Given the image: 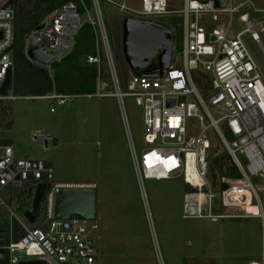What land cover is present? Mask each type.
Segmentation results:
<instances>
[{"label": "built area", "instance_id": "2783aa9c", "mask_svg": "<svg viewBox=\"0 0 264 264\" xmlns=\"http://www.w3.org/2000/svg\"><path fill=\"white\" fill-rule=\"evenodd\" d=\"M77 1L81 11L78 5L67 3L49 12L38 28L26 34L22 50L30 62H35L28 57L30 48L38 47L44 53L54 54L50 63L45 64L49 68L51 63L60 61L71 51L82 24H90L95 55L88 56L86 61L97 68L96 91L83 95H61L52 91L35 98L63 104L66 99L77 96H111L117 98L121 108L123 96L133 98L142 110L145 147L140 154L133 145L127 123L126 131L131 164L140 189L144 179L182 177L191 189L183 197L184 218L215 220L255 216L246 213L248 205L255 206L253 199L261 211L256 216L264 217L259 194L264 191V185L257 187L251 181L254 176L264 179V78L244 44L243 33L232 34V18L240 5L233 6L232 0H228L225 8H217L213 0H177L180 6L174 8L169 0H141L140 9L134 10L114 0H103L133 18L155 21L153 18L175 15L180 19L181 64L173 65L170 59L162 77L133 72L135 84L127 85V91L123 92L112 60L100 0H89L94 16L85 0ZM7 2L0 0V86L7 70L12 69L15 38L13 0L10 8L4 7ZM253 7L255 12L264 13V8ZM82 14L86 15L84 19ZM221 15H228L229 20L222 21ZM201 16H207L214 27L204 29L200 24ZM241 20L251 31L252 38L261 41L248 14L242 15ZM258 25L264 32V21ZM5 98L0 94V99ZM209 107L216 108V118ZM50 110H53L52 102ZM189 119L197 123L195 130ZM209 128L219 137L242 175L239 179H218L216 190L208 176L210 142L206 131ZM26 183H32L33 190L40 183L46 185L41 198L43 212L40 202L39 215L33 223L24 214L16 216L11 204L14 190ZM224 183L229 184L227 189L222 188ZM95 188L96 183L92 181L53 180V169L45 161L16 157L11 144L0 143V210L8 213L4 242L0 245L4 249L3 264H19L20 261L94 264L97 240L94 220L74 215L56 218L53 210L55 196L60 190ZM217 206L219 213L214 214ZM228 209L237 210V213H227ZM27 210L31 211V207ZM16 250L23 253H15ZM249 264H264V256L261 263Z\"/></svg>", "mask_w": 264, "mask_h": 264}, {"label": "rangeland", "instance_id": "374dc122", "mask_svg": "<svg viewBox=\"0 0 264 264\" xmlns=\"http://www.w3.org/2000/svg\"><path fill=\"white\" fill-rule=\"evenodd\" d=\"M114 1L134 10L141 6V0ZM99 3L118 81L121 90L126 92L127 85L135 84V75L122 52L121 25L124 18L132 15L103 0ZM231 3L233 6L240 5L232 18V34L243 33L244 44L264 78V32L258 25L264 21V13L255 12L253 7L264 8V0H232ZM169 4L174 8L180 6L177 0H169ZM89 9L94 16L91 7ZM244 14H248V20L255 26L261 41L252 38L251 31L241 20ZM85 17L82 14V19ZM153 19L172 31L174 44L171 62L179 66L182 38L179 17L169 15ZM221 19L228 21L229 16L221 15ZM200 24L204 29L214 27L207 16L200 17ZM101 57L104 60L103 54ZM32 63L50 69L45 64ZM102 70L105 72L103 62ZM12 95L11 88L7 91V97L0 99V141L7 140L13 146L16 157L45 161L53 169V180L96 183L94 222L97 224V240L94 264L262 262L264 217L256 216L261 212L256 200L252 201L255 206L246 208V213L255 216L215 220L184 218L183 197L191 189L182 177L144 179L142 189L139 188L131 164L126 131L127 123L133 145L140 154L145 147L142 110L133 98L123 96L121 108L117 98L111 96H77L57 104V100ZM215 110L209 107L214 118L218 116ZM189 121L195 130L197 123L193 119ZM41 135L50 136L47 147L43 139L35 138ZM206 135L210 142L207 152L210 166L208 176L216 190L219 177L212 160L228 152L213 129L209 128ZM243 163L246 164L245 159ZM251 181L257 187L264 185L261 177H251ZM28 184L13 192L11 204L18 217H22L24 211L31 207L33 190H29ZM259 194L264 211V191ZM215 204H218V196ZM40 209L43 212V202ZM226 212L237 213V210L228 209ZM218 213L217 206L214 214ZM0 219V227L6 228L8 213L0 210Z\"/></svg>", "mask_w": 264, "mask_h": 264}, {"label": "trees", "instance_id": "16d2710c", "mask_svg": "<svg viewBox=\"0 0 264 264\" xmlns=\"http://www.w3.org/2000/svg\"><path fill=\"white\" fill-rule=\"evenodd\" d=\"M85 2L88 7L91 6L89 0ZM67 3L78 5L77 8L81 11L77 0H13V97L40 96L52 91L61 95L92 94L96 91L97 68L86 61L88 56L95 55L94 35L90 24H82L74 37L71 51L60 61L51 63L49 70L30 62L22 50L26 34L37 27L49 12ZM153 68L154 63H150L140 72H150ZM0 143L10 144L7 140ZM212 162L217 168L219 179L242 177L229 154L222 153L213 158ZM213 177L216 178L215 175ZM3 263L4 260L0 259V264Z\"/></svg>", "mask_w": 264, "mask_h": 264}, {"label": "water", "instance_id": "95a60500", "mask_svg": "<svg viewBox=\"0 0 264 264\" xmlns=\"http://www.w3.org/2000/svg\"><path fill=\"white\" fill-rule=\"evenodd\" d=\"M217 8H225L228 0H213ZM12 0H8L5 8H10ZM39 26H37L38 28ZM75 27V25H73ZM122 52L130 70L137 72L144 70L153 59H156L154 68L144 72L145 76H164L166 68L170 65L173 50V33L166 25L148 20L126 17L121 25ZM28 57L41 64H49L54 58L52 53H44L40 48L33 47L27 52ZM12 69L7 70L6 77L0 86V94L7 97V91L12 88ZM206 89V86L204 87ZM173 101V99H172ZM170 103V99H168ZM43 139L47 147L50 136H35ZM46 185L40 183L34 190L31 202V211L26 210L24 216L33 223L39 215L41 198ZM229 187L228 183L222 184L223 189ZM31 191V189H29ZM54 217L66 219L70 215L80 219L94 220L95 218V190L94 189H63L55 196ZM22 235V233L20 234ZM4 242V230L0 229V243ZM15 253H23L16 250ZM4 257V249L0 247V259ZM19 264H45L42 261H20Z\"/></svg>", "mask_w": 264, "mask_h": 264}, {"label": "crops", "instance_id": "0c3cea01", "mask_svg": "<svg viewBox=\"0 0 264 264\" xmlns=\"http://www.w3.org/2000/svg\"><path fill=\"white\" fill-rule=\"evenodd\" d=\"M29 188V187H28ZM32 190H33V188H32ZM35 190V189H34ZM34 190H33V195H34ZM95 194H96V191H95ZM25 212V211H24ZM24 214V213H23ZM0 229H3L4 230V236H5V231H6V229L5 228H0ZM2 243H0V245H1ZM1 260H3V259H1ZM255 260H251L250 262H254Z\"/></svg>", "mask_w": 264, "mask_h": 264}, {"label": "flooded vegetation", "instance_id": "af4514ba", "mask_svg": "<svg viewBox=\"0 0 264 264\" xmlns=\"http://www.w3.org/2000/svg\"><path fill=\"white\" fill-rule=\"evenodd\" d=\"M155 62H156V59H153V60L151 61V63H154V64H155ZM28 186H29V189H32L33 184H32V183H29Z\"/></svg>", "mask_w": 264, "mask_h": 264}, {"label": "bare ground", "instance_id": "6f19581e", "mask_svg": "<svg viewBox=\"0 0 264 264\" xmlns=\"http://www.w3.org/2000/svg\"><path fill=\"white\" fill-rule=\"evenodd\" d=\"M247 207H251L250 205H248Z\"/></svg>", "mask_w": 264, "mask_h": 264}]
</instances>
